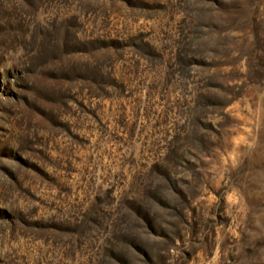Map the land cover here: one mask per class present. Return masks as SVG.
Returning <instances> with one entry per match:
<instances>
[{
  "label": "rangeland",
  "instance_id": "374dc122",
  "mask_svg": "<svg viewBox=\"0 0 264 264\" xmlns=\"http://www.w3.org/2000/svg\"><path fill=\"white\" fill-rule=\"evenodd\" d=\"M0 264H264V0H0Z\"/></svg>",
  "mask_w": 264,
  "mask_h": 264
}]
</instances>
